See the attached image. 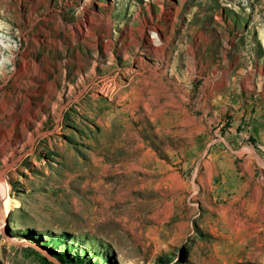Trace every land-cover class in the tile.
Returning a JSON list of instances; mask_svg holds the SVG:
<instances>
[{
  "label": "rangeland",
  "instance_id": "rangeland-1",
  "mask_svg": "<svg viewBox=\"0 0 264 264\" xmlns=\"http://www.w3.org/2000/svg\"><path fill=\"white\" fill-rule=\"evenodd\" d=\"M0 63V264H264V0H0Z\"/></svg>",
  "mask_w": 264,
  "mask_h": 264
},
{
  "label": "bare ground",
  "instance_id": "bare-ground-1",
  "mask_svg": "<svg viewBox=\"0 0 264 264\" xmlns=\"http://www.w3.org/2000/svg\"><path fill=\"white\" fill-rule=\"evenodd\" d=\"M22 62V61H21ZM23 65V64H22ZM20 71V70H19ZM108 84V83H107ZM106 86V85H105ZM104 86V87H105ZM103 87V86H102ZM103 87V88H104ZM100 91V90H99ZM105 91V90H104ZM18 205V202L16 200H13L10 197H6L3 203V206L1 208V215H0V221L6 220V215L11 212V208Z\"/></svg>",
  "mask_w": 264,
  "mask_h": 264
},
{
  "label": "clouds",
  "instance_id": "clouds-1",
  "mask_svg": "<svg viewBox=\"0 0 264 264\" xmlns=\"http://www.w3.org/2000/svg\"><path fill=\"white\" fill-rule=\"evenodd\" d=\"M3 64L2 63H0V74H3Z\"/></svg>",
  "mask_w": 264,
  "mask_h": 264
},
{
  "label": "trees",
  "instance_id": "trees-1",
  "mask_svg": "<svg viewBox=\"0 0 264 264\" xmlns=\"http://www.w3.org/2000/svg\"><path fill=\"white\" fill-rule=\"evenodd\" d=\"M50 249H53V246H51Z\"/></svg>",
  "mask_w": 264,
  "mask_h": 264
}]
</instances>
